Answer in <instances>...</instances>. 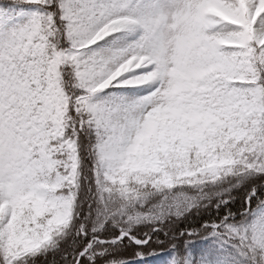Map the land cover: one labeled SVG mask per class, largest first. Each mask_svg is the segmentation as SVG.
Returning a JSON list of instances; mask_svg holds the SVG:
<instances>
[{
	"label": "snow or ice",
	"instance_id": "1",
	"mask_svg": "<svg viewBox=\"0 0 264 264\" xmlns=\"http://www.w3.org/2000/svg\"><path fill=\"white\" fill-rule=\"evenodd\" d=\"M0 264H264V0H0Z\"/></svg>",
	"mask_w": 264,
	"mask_h": 264
}]
</instances>
